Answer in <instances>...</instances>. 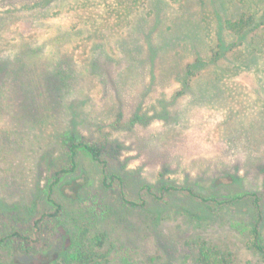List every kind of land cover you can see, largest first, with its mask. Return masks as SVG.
<instances>
[{
    "label": "rangeland",
    "instance_id": "1",
    "mask_svg": "<svg viewBox=\"0 0 264 264\" xmlns=\"http://www.w3.org/2000/svg\"><path fill=\"white\" fill-rule=\"evenodd\" d=\"M258 1L146 0L119 22L89 7L81 36L66 31L81 12L1 16L0 238L31 232L27 205L53 210L45 191L64 169L52 186L62 217L105 235L108 264H193L196 238L234 264H262L246 244L253 197L234 198L256 193L264 206V50L251 54L208 15L247 14ZM217 40L239 45L214 60ZM217 81L223 96L198 93ZM65 129L100 147L107 168L80 148L70 158ZM32 243L0 244V264H49L46 241Z\"/></svg>",
    "mask_w": 264,
    "mask_h": 264
},
{
    "label": "trees",
    "instance_id": "2",
    "mask_svg": "<svg viewBox=\"0 0 264 264\" xmlns=\"http://www.w3.org/2000/svg\"><path fill=\"white\" fill-rule=\"evenodd\" d=\"M145 1L146 0H0V4L4 5V8L0 11V18L1 16L6 17L19 11H23L28 15H31V17H36L37 21L43 20L42 18H44V22L49 17L67 16V14L73 12H81L80 14L77 13L75 18H72V20L75 19L80 21L81 26L76 28V25H74L66 30L68 33L70 32L81 36L84 35V32L89 31L86 21L93 20L90 16H88V14H84L89 7L101 6L104 13L108 16H112L115 21L119 22L127 18ZM224 1L226 4L231 5L232 8L237 9L238 4L236 3H239L238 1L240 0ZM262 7L263 10L259 11ZM255 9L256 10L253 8L250 9L247 14H245V12L241 15H235L234 12L230 15V17L226 16L225 18H222L216 8V10L214 9L213 11H209L208 15H215L213 19L215 20L216 27L220 28V31H228L238 37V39H240L239 41L241 46L247 51L251 49L252 52L250 53L255 55L258 50H264V45L261 44V39H263L264 33V0H259ZM238 45L239 44H236V42H230V44L224 46L223 42H218V44H215L214 48H212L215 51L214 55H216L214 60L221 53L225 55ZM217 53L219 54L217 55ZM247 54L248 53L245 51L243 57L248 58ZM33 57L35 59V56ZM219 58L220 57H218V59ZM23 63L24 62L21 61L22 65ZM23 67L26 69L25 65H23ZM236 70H239L238 67ZM56 75L57 73L54 71L48 72V75L44 77V79H46V86L51 83V77H55ZM54 83H56V87L59 86V82L57 80ZM60 85H62V82ZM202 92L203 93L199 91L198 93L203 95L206 94V92H209L213 96H223L224 93V91L219 88L218 81L214 82L213 85H206ZM60 136L62 137L64 146L69 152L70 158L73 159L77 149L80 148L88 153L92 160L100 164L103 170L107 168L108 163L103 157L102 149L100 147L84 141L81 136L70 132L68 129H65ZM63 171L64 169H61L60 171L54 173L53 183H51L52 185H50L48 190L45 191L47 201L50 203L49 205L53 210L51 212H46L45 205L43 203L40 208L27 205L26 212H29L33 217L38 215L35 220H33L31 232H29V229L26 227L23 229H9L6 234L0 238V244L16 243L24 249L33 244L32 242L45 240L46 249H48L47 251H50L47 256L49 264H108L109 261L102 253L105 235L97 233L94 234V237H88L85 229H82L78 225L72 226L71 222L66 220L68 217H62L66 212V205L53 197L52 186L57 184L60 174ZM108 177L110 178L109 183H112V180L115 178L120 179L114 175L104 176L103 182L105 184ZM174 189L175 188L173 186H168L164 187L163 191H171ZM183 190L187 191L194 198L202 199L204 203L208 201H216L215 199H203L201 195L197 196V194H195L190 188H183ZM247 196L253 197L252 200L255 206V214L253 216V221H250V232L246 244L248 250L257 256L260 263L264 264V235L261 231L264 206L260 204L261 197H259L256 193H252L250 195L243 194L234 199L240 200L246 198ZM40 199L42 200V197H40ZM224 203L225 202H220L217 204H222L221 208H223ZM43 230L48 231L49 234L47 233L46 236H42ZM54 234L57 235V240L52 239ZM192 243V247L196 249L193 264H234L231 254L225 252L219 246L212 245L203 238H196L195 240H192ZM55 246L60 248V250L54 254L52 249ZM39 253L40 252L38 251V254ZM43 253L44 252H41L42 255ZM27 254H29V252H27Z\"/></svg>",
    "mask_w": 264,
    "mask_h": 264
}]
</instances>
